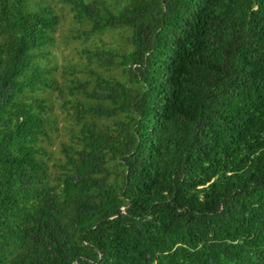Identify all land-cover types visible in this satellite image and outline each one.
I'll return each instance as SVG.
<instances>
[{
    "label": "trees",
    "instance_id": "trees-1",
    "mask_svg": "<svg viewBox=\"0 0 264 264\" xmlns=\"http://www.w3.org/2000/svg\"><path fill=\"white\" fill-rule=\"evenodd\" d=\"M39 1L0 0V264H264V0H62L124 37L68 65Z\"/></svg>",
    "mask_w": 264,
    "mask_h": 264
},
{
    "label": "rangeland",
    "instance_id": "rangeland-1",
    "mask_svg": "<svg viewBox=\"0 0 264 264\" xmlns=\"http://www.w3.org/2000/svg\"><path fill=\"white\" fill-rule=\"evenodd\" d=\"M39 2V5L48 4L51 6L60 16L55 41L50 49L53 62L57 65H68L76 61H82V57H79L77 52L83 48L110 47L119 50L123 46L124 37L112 33L95 35L86 41H83L82 36L77 39L74 38L77 32L85 28L70 19L67 5L62 0H40Z\"/></svg>",
    "mask_w": 264,
    "mask_h": 264
}]
</instances>
